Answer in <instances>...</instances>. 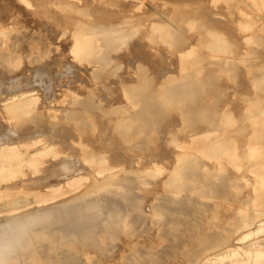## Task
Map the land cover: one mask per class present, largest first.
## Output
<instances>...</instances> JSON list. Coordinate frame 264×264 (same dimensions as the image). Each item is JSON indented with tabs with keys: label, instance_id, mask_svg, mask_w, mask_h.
<instances>
[{
	"label": "rangeland",
	"instance_id": "374dc122",
	"mask_svg": "<svg viewBox=\"0 0 264 264\" xmlns=\"http://www.w3.org/2000/svg\"><path fill=\"white\" fill-rule=\"evenodd\" d=\"M0 8V264H264V0Z\"/></svg>",
	"mask_w": 264,
	"mask_h": 264
},
{
	"label": "bare ground",
	"instance_id": "6f19581e",
	"mask_svg": "<svg viewBox=\"0 0 264 264\" xmlns=\"http://www.w3.org/2000/svg\"><path fill=\"white\" fill-rule=\"evenodd\" d=\"M22 1H24V0H22ZM25 1H26V0H25ZM91 1H92V0H91ZM26 3H27V2H26ZM1 4H2V3H1ZM27 4H28V3H27ZM27 4H26V5H27ZM13 5H14V4H13ZM13 5H12V6H13ZM28 7H29V5H28ZM30 7H32V6H30ZM71 7H72V6H71ZM67 8H70V7H67ZM86 8H87V7H86ZM113 8H114V7H113ZM0 9H1V8H0ZM13 9H14V8H13ZM87 9H88V8H87ZM89 10H91V8H90ZM2 12H4V11H2ZM5 13H6V12H5ZM93 13H94V12H93ZM3 14H4V13H3ZM130 15H131V14H130ZM130 15H129V16H130ZM110 18H111V17H110ZM110 18H109V19H110ZM24 20H25V19H24ZM114 20H115V19H114ZM3 21H5V20H3ZM133 22H134V21H133ZM133 22H132V23H133ZM107 24H108V23H107ZM111 25H112V24H111ZM119 25H121V24L119 23ZM125 25H127V23H125ZM20 26H22V25H20ZM95 26H96V24H95ZM22 27H23V26H22ZM99 27H100V25H99ZM120 27H121V26H120ZM131 27H132V26H131ZM20 28H21V27H19L18 30H20ZM122 28H124V27H122ZM128 28H129V27H128ZM132 28H133V27H132ZM138 28H139V27H138ZM138 28H137V29H138ZM22 29H23V28H22ZM88 29H89V28H88ZM108 29H110V28H108ZM134 29H135V31H136V28H135V27H134ZM23 30H25V29H23ZM23 30H22V31H23ZM105 30H106V29H105ZM117 30H118V29H117ZM124 30H125V29H124ZM126 30L128 31L129 29H126ZM131 30H133V29H131ZM0 31H1V32H5V33H7V30L3 29V26H2V28H0ZM101 31H103V30H101ZM113 31H116V29L113 30ZM120 31H121V30H120ZM122 31H123V30H122ZM127 31H126V32H127ZM133 31H134V30H133ZM137 31L140 32V29L137 30ZM1 32H0V34H2ZM99 32H100V31H99ZM116 32H117V31H116ZM118 32H119V31H118ZM139 32H137V33H139ZM5 33H3L4 35L2 34L4 37H3L2 35H0V38L2 37L1 39H2V40L4 39V41L6 42V43L4 44V47L0 44V65H1V64H4V65L8 68V65H12V66H15V65H16V66H17L16 60H17V57H20V54H17V53H10V51L7 49V47L5 48V45H6V46L9 45V44L7 45V40H8V39L6 38ZM133 33H134V32H133ZM137 33H136V34H137ZM122 34H124V31H123ZM23 35H24V33H23ZM120 35H121V32H120ZM120 35H119V36H120ZM125 35H126V34H125ZM125 35H124V36H125ZM133 35H134V34H133ZM113 36H116V35H113ZM111 37H112V36H111ZM108 38H109V37H108ZM112 38H113V37H112ZM130 38H132V37L130 36ZM130 38H129V39H130ZM126 39L129 41L128 37H126ZM118 40H120V38H119ZM103 41H104V40H103ZM110 41H111V40H110ZM122 41H123V40H122ZM116 42H117V41H116ZM1 43H2V42H1ZM126 43H127V42H126ZM115 45H116V43H115ZM108 47H109V46H108ZM116 47H117V46H116ZM119 47H121V46H119ZM8 48H9V46H8ZM109 48L112 49V47H109ZM111 49H110V50H111ZM116 49H117V48H116ZM110 50H109V51H110ZM119 50H120V49H119ZM114 54H115V53H114ZM6 56H7V57H6ZM109 57H110V56H109ZM99 58H100V57H99ZM99 58H98V59H99ZM102 58H103V57H102ZM107 58H108V56H107ZM102 60H103V59H102ZM106 60H107V59H105V61H106ZM99 61H100V60H99ZM105 61H104V62H105ZM113 61H114V60H113ZM101 63H102V61H101ZM105 63H106V62H105ZM109 64H110V63H109ZM23 65H24V64H23ZM17 67H18V66H17ZM15 68H16V67H15ZM14 70H15V69H14ZM11 71H13V70H11ZM58 93H59V92H58ZM30 99H31V98H30ZM32 102H33V100H32ZM32 102H30V103L32 104ZM33 103H34V102H33ZM32 105H33V104H32ZM29 106H30V105H29ZM16 108H18V107H16ZM11 110H12V109H11ZM17 110H18V109H17ZM17 110H16V111H17ZM14 111H15V110H14ZM20 113H21V112H20ZM64 191H65V190H64ZM65 195H66V194H65ZM187 208H188V207H187ZM75 246H76V245H75ZM0 260H1V257H0Z\"/></svg>",
	"mask_w": 264,
	"mask_h": 264
}]
</instances>
